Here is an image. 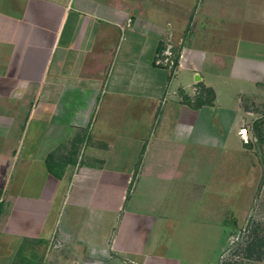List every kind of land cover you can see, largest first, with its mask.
Here are the masks:
<instances>
[{
  "label": "crops",
  "instance_id": "0c3cea01",
  "mask_svg": "<svg viewBox=\"0 0 264 264\" xmlns=\"http://www.w3.org/2000/svg\"><path fill=\"white\" fill-rule=\"evenodd\" d=\"M257 218L264 0H0V264H218Z\"/></svg>",
  "mask_w": 264,
  "mask_h": 264
},
{
  "label": "rangeland",
  "instance_id": "374dc122",
  "mask_svg": "<svg viewBox=\"0 0 264 264\" xmlns=\"http://www.w3.org/2000/svg\"><path fill=\"white\" fill-rule=\"evenodd\" d=\"M260 243H263L261 247H259ZM256 249L257 251L259 249L264 260L263 218L251 220L245 227L231 232L228 255L225 254L218 264H254L249 256L254 259L255 255H252L249 250L256 251Z\"/></svg>",
  "mask_w": 264,
  "mask_h": 264
},
{
  "label": "built area",
  "instance_id": "2783aa9c",
  "mask_svg": "<svg viewBox=\"0 0 264 264\" xmlns=\"http://www.w3.org/2000/svg\"><path fill=\"white\" fill-rule=\"evenodd\" d=\"M157 64L162 65L170 70H173L176 67V55L174 54L173 47L170 44H168L166 49L162 52V58L157 62ZM228 249L223 254V256L225 254L228 255Z\"/></svg>",
  "mask_w": 264,
  "mask_h": 264
},
{
  "label": "trees",
  "instance_id": "16d2710c",
  "mask_svg": "<svg viewBox=\"0 0 264 264\" xmlns=\"http://www.w3.org/2000/svg\"><path fill=\"white\" fill-rule=\"evenodd\" d=\"M250 245V244H249ZM261 245H263V243H260V246L259 247H261ZM250 247V246H249ZM250 251V253L252 254V255H255V253H257V254H259L260 255V252L258 251V252H256V251H253V250H249ZM258 255V256H259ZM261 257V255L259 256V258ZM249 258L251 259V257L249 256Z\"/></svg>",
  "mask_w": 264,
  "mask_h": 264
}]
</instances>
